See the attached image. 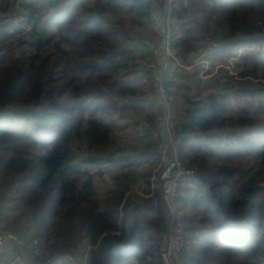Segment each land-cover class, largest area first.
<instances>
[{
    "label": "trees",
    "instance_id": "1",
    "mask_svg": "<svg viewBox=\"0 0 264 264\" xmlns=\"http://www.w3.org/2000/svg\"><path fill=\"white\" fill-rule=\"evenodd\" d=\"M152 1L171 32L170 127L195 172L175 200L178 264H264V0ZM148 9L145 0H0V205L18 212L5 222L21 221L20 240L38 237L49 256L62 248L85 264H166L161 173L150 187L158 138L127 139L138 121L154 131L159 112L152 75L135 64L155 55L123 32L127 20L158 46ZM198 48L213 49L205 87L203 65L180 71ZM190 79L198 96L207 91L195 102Z\"/></svg>",
    "mask_w": 264,
    "mask_h": 264
},
{
    "label": "built area",
    "instance_id": "2",
    "mask_svg": "<svg viewBox=\"0 0 264 264\" xmlns=\"http://www.w3.org/2000/svg\"><path fill=\"white\" fill-rule=\"evenodd\" d=\"M149 2V19L155 26L157 33L160 36V44L151 48L155 55L156 62L146 64L143 60H136V65L146 69L151 73L155 89V100L158 103L159 112L156 115L154 122V131L151 125L145 121L136 122L128 132V141H134L144 138L148 135L157 136L158 142L155 144L154 153L158 156L159 163L156 170L152 171L150 178L151 191H153L154 180L161 173L163 177V197L166 207V221L164 231L160 233V239L165 242L164 260L166 264H178L181 251L184 244L183 230L176 223V204L175 200L178 195L179 180L182 177H191L195 174L192 169L183 166L179 159L178 146L180 137H176L170 127L171 103L167 97L164 86V71L167 67L168 58L170 56L169 45L171 32L168 19L162 21L158 13L157 4L152 0ZM172 0H168L170 4ZM183 6L188 7V0H183ZM213 49L206 48L200 51L196 57L190 62V67L194 68L198 65H203L205 71L208 63L205 58ZM10 240L8 236H0V244ZM13 241V240H12ZM17 242V241H16ZM19 242H22L19 240ZM29 247L31 246L28 256L33 261L32 264H85L83 259L70 252H63L59 255L49 256L48 248L43 241L38 237H31L28 240ZM15 243V242H14ZM2 246V244H1ZM23 254L11 251L0 257V264H28L24 261Z\"/></svg>",
    "mask_w": 264,
    "mask_h": 264
},
{
    "label": "rangeland",
    "instance_id": "3",
    "mask_svg": "<svg viewBox=\"0 0 264 264\" xmlns=\"http://www.w3.org/2000/svg\"><path fill=\"white\" fill-rule=\"evenodd\" d=\"M197 17V14L193 15V14H188V18H193V17ZM193 20V19H192ZM192 26V25H190ZM125 31V32H124ZM123 32H124V35H126L127 37H132L133 41H137L138 38L142 37V41H144V43L146 45H148L150 48H153V45L148 42L145 41V39H149L148 38V34L147 32H144V31H141L138 27H134L129 21H125L124 22V25H123ZM143 38H145L143 40ZM156 47V46H155ZM203 50L202 48H198L196 51H193L191 52L190 54L187 55L186 57V65L183 63L181 64V67L184 69H181L180 71H184V72H187V73H191V72H195V68H192L190 67V62L192 61V59L194 57H196V55L201 51ZM137 60H140V59H137ZM142 60V59H141ZM136 64V63H135ZM182 72V73H184ZM205 72L207 71H202L200 73V76L197 77L196 81H201L200 82V86L202 87H205L206 85H208L209 83H213L214 81V77H212L215 73L212 72L210 75H206ZM187 75V74H186ZM189 75V74H188ZM223 81V80H222ZM175 83L176 84H182L181 81H180V78L178 77V75L176 76V79H175ZM196 84L195 80H192L190 79V82L187 83V86L189 87V90L188 91H185L186 92V97L189 98L188 100L191 101V102H195L197 99H202L204 97V95L207 93V91L203 92L200 96H198V92H197V87L194 86ZM153 87H154V84H153ZM261 87V86H260ZM155 88V87H154ZM199 90H201V88H198ZM184 90V89H183ZM173 91H176V100L180 103V109H179V112L181 113V115L184 113V111L188 108V106L186 104H184V99L182 98V96L178 95V92H177V89L176 90H173ZM196 96V97H194ZM154 97H155V89H154ZM194 97V98H193ZM156 170V168L154 169ZM153 170V171H154ZM253 174H248L246 175L247 178L251 177ZM245 177V178H246ZM259 177V176H258ZM100 186V189L103 188V185L102 184H99ZM258 187H264V181H260L258 183ZM134 187H131V189H133ZM249 191V190H248ZM2 203V206L0 205V214L2 213V215L0 216V229L3 228V226L6 228L5 232L1 233L0 236H8L10 237V240H7V241H4L2 242V246L0 244V252L1 251H5V250H8L9 253L11 251L15 252L14 250H11L10 251V248H12V246L14 245V242L15 244L19 245V247H22V249L24 250V261L28 264H32L33 261L31 260V258L28 256V253H29V250L31 248V246L29 247V242L27 243H24V242H19L20 240V235L18 234H15V231L12 230V227L15 228L16 226L19 225V222H13V226H11L9 223L5 222V218L8 222H12L14 221L15 219V216L18 215V212H11V215H7L6 214V204L4 202H1ZM165 211H166V208H165ZM167 213V212H166ZM4 223V224H3ZM22 228H25V227H22ZM1 232V231H0ZM13 240V241H12ZM17 241V242H16ZM63 240H62V237H58L56 239V242L57 243H61ZM161 250L163 251L165 248V242L163 240H161ZM48 249H49V245H45ZM63 252H70L71 254H73L72 252L73 251H69V250H62L61 249H58V251L56 253H54L53 255H59V254H62ZM48 253H49V250H48ZM77 253V251H76ZM78 254V253H77ZM0 257L2 258V255H0ZM81 259H83L85 261V257H82ZM37 262H35L34 264H36Z\"/></svg>",
    "mask_w": 264,
    "mask_h": 264
},
{
    "label": "crops",
    "instance_id": "4",
    "mask_svg": "<svg viewBox=\"0 0 264 264\" xmlns=\"http://www.w3.org/2000/svg\"><path fill=\"white\" fill-rule=\"evenodd\" d=\"M131 189V188H130ZM131 190H133V192H136L137 193V191H136V189L135 188H133V189H131ZM151 194H152V192H151ZM149 196H150V194H149ZM166 221V220H165Z\"/></svg>",
    "mask_w": 264,
    "mask_h": 264
},
{
    "label": "water",
    "instance_id": "5",
    "mask_svg": "<svg viewBox=\"0 0 264 264\" xmlns=\"http://www.w3.org/2000/svg\"><path fill=\"white\" fill-rule=\"evenodd\" d=\"M247 192H249V191H247Z\"/></svg>",
    "mask_w": 264,
    "mask_h": 264
}]
</instances>
